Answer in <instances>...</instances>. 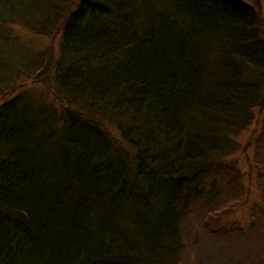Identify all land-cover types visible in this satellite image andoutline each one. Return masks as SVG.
I'll list each match as a JSON object with an SVG mask.
<instances>
[{
    "label": "trees",
    "instance_id": "trees-1",
    "mask_svg": "<svg viewBox=\"0 0 264 264\" xmlns=\"http://www.w3.org/2000/svg\"><path fill=\"white\" fill-rule=\"evenodd\" d=\"M262 24L246 0H0V264H179L191 214L210 264H264L232 249L264 220ZM13 25L59 37L34 73Z\"/></svg>",
    "mask_w": 264,
    "mask_h": 264
},
{
    "label": "rangeland",
    "instance_id": "rangeland-1",
    "mask_svg": "<svg viewBox=\"0 0 264 264\" xmlns=\"http://www.w3.org/2000/svg\"><path fill=\"white\" fill-rule=\"evenodd\" d=\"M246 1L254 5L260 13L261 19L263 21L261 30H262V36L264 38V0H246ZM11 29H13V37L18 42L17 45L19 46V48H22L27 51L25 54H23L22 52H18L17 56L13 58L15 64L18 67L24 66V68H21L22 71L24 70L26 72L34 73V71L38 67L40 56L43 54L46 55L51 48L52 50L57 49L59 37L58 35H55L54 37L53 35L55 31L54 27L50 29L52 31L48 36L45 35L40 36L37 33H32L28 31V29L20 25L17 26L13 25ZM26 69H28L29 71ZM30 74L31 73H28L29 75L28 79L26 77L19 78V80L15 83V85L25 82V85H23V87L28 88V90H31L32 93L41 91V89L44 86L38 82L39 80L34 81L33 77H31ZM11 90L12 88H10L6 93L3 92L0 95V101L16 93L18 91V88H14L13 91ZM253 127L254 124L252 125L251 129L248 132L244 133L242 136L239 137L238 142L240 143L241 151L243 146L250 140L251 136L249 137V133L252 131ZM258 127L257 130H259ZM243 156H244L243 154H239L237 160L242 167V171L244 172L246 170V165L244 163ZM249 180H251V174L246 173L243 180L244 184L245 185L249 184L250 183ZM258 193L259 192L257 187L251 189L248 202L246 204L243 203L242 206L238 207L239 210L241 211L233 215L232 219L236 218L235 222L243 224L242 225L243 228L244 226H247L249 222L248 216L250 211L252 210V207L255 205V203L258 202V195H259ZM182 228L184 232V237L186 239L185 242L186 246L182 252L179 264H210V261L207 259L214 257L215 251H218V248L222 245L221 241H219L217 237L211 235L209 232L210 230L203 231V224L197 221L196 215L194 214H191L190 216L185 218ZM241 236L243 238H246L243 235ZM241 241L242 242H238L235 245L230 244L233 245L232 249L237 250L236 252L241 253L244 251V249H249V250L259 249L260 246L264 244V220L262 222H259L258 226L254 228V230L250 234V239L247 238ZM228 251L233 252L230 250ZM223 260H227V261L232 260V261H236L238 264H242L244 263V256L238 254L235 255L224 254Z\"/></svg>",
    "mask_w": 264,
    "mask_h": 264
}]
</instances>
